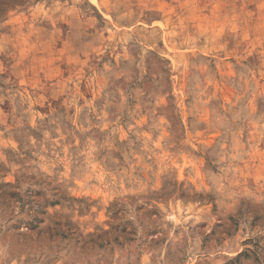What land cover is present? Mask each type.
I'll return each instance as SVG.
<instances>
[{
	"label": "rangeland",
	"instance_id": "rangeland-1",
	"mask_svg": "<svg viewBox=\"0 0 264 264\" xmlns=\"http://www.w3.org/2000/svg\"><path fill=\"white\" fill-rule=\"evenodd\" d=\"M0 264H264V0H0Z\"/></svg>",
	"mask_w": 264,
	"mask_h": 264
}]
</instances>
